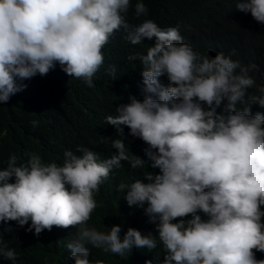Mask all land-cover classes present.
Here are the masks:
<instances>
[{"label": "clouds", "instance_id": "obj_1", "mask_svg": "<svg viewBox=\"0 0 264 264\" xmlns=\"http://www.w3.org/2000/svg\"><path fill=\"white\" fill-rule=\"evenodd\" d=\"M233 2L212 18L232 41L224 55L201 30L203 0H0V103L24 90L17 78L62 69L82 80L55 101L69 105L61 127L88 138L76 151L53 144V161L10 156L0 222L31 223L47 243L55 234L68 264H264V37L254 33L249 66L225 26L235 11L264 29V0H215ZM122 33L138 84L118 91L102 51ZM99 92L120 103L95 124ZM101 191L149 220L115 223Z\"/></svg>", "mask_w": 264, "mask_h": 264}, {"label": "trees", "instance_id": "obj_2", "mask_svg": "<svg viewBox=\"0 0 264 264\" xmlns=\"http://www.w3.org/2000/svg\"><path fill=\"white\" fill-rule=\"evenodd\" d=\"M149 10L155 9V4L160 1L162 4L180 2L181 0H144ZM193 1V0H185ZM209 8L210 15L201 25V30L206 33L212 46L218 52L229 55L231 40L223 34L222 29H214L212 18L216 17L217 8L227 10L228 6L233 8V3H215V0H203ZM234 11V10H233ZM225 26L231 30L233 39L239 38L245 47L247 65L253 66L250 58L252 55V42L255 41V34L260 33L264 37V29L258 28L259 23L250 24L235 11L230 16V20H225ZM126 35L122 33L115 38L111 46L102 51L104 61L107 63L108 74L115 75L112 84H116V90H132L137 87L138 74L135 60H129V56H134L126 43ZM115 69L112 72V69ZM254 69V67H252ZM99 72V69L98 71ZM76 79L68 76L64 71L58 75L37 74L31 79L20 80L17 84L26 85L23 91L12 95L7 103H0V166L7 163L10 156L19 158L21 154L38 155L44 162L55 160L56 156L51 151L53 144L72 146L71 150L86 148L84 142L87 137H77L71 135L70 131L61 127L66 122L60 114L61 107L67 108L66 101H56L59 94L74 93L81 87L73 85ZM48 90L44 87L49 85ZM111 90V89H108ZM111 97V98H110ZM111 94L99 92L96 100L90 102L93 106L91 115L95 124L106 114L113 112L120 103ZM79 155V152H76ZM147 173V172H146ZM145 173V175H146ZM97 202L100 205L109 206L115 223L125 225L135 223L136 226H143L149 219L142 211L128 207L122 195L117 201L111 200L102 191L99 192ZM31 223L20 227L16 222H0V264H68L70 254L65 255L63 244L57 243V236L51 235L48 243L46 238L37 236L27 231ZM8 229H11L9 231ZM44 230L42 233H45ZM41 233V234H42ZM49 244V246H48ZM15 249L17 258L15 261L8 260L2 251ZM145 252L142 253V255ZM65 255V256H64ZM98 259L109 261L111 264H125L124 256L117 259L108 254H100Z\"/></svg>", "mask_w": 264, "mask_h": 264}]
</instances>
